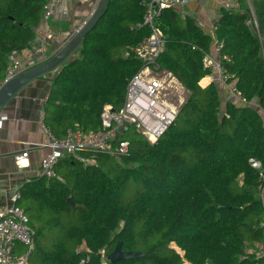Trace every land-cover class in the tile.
I'll list each match as a JSON object with an SVG mask.
<instances>
[{
  "label": "trees",
  "instance_id": "1",
  "mask_svg": "<svg viewBox=\"0 0 264 264\" xmlns=\"http://www.w3.org/2000/svg\"><path fill=\"white\" fill-rule=\"evenodd\" d=\"M46 1L0 0V82L11 52L29 49ZM148 1L110 0L61 65L43 105V124L55 137L96 130L105 105L122 106L141 67L135 47L149 34L138 27ZM236 1L238 10L220 8L214 36L227 58L223 75L248 104L223 99L215 81L199 85L211 74L202 61L215 43L191 18L162 11L157 63L189 96L156 142L136 133L127 138L128 156L96 155L94 165L62 158L55 178L37 177L21 190L34 251L39 231L31 222L50 226L45 211L70 219L69 251L61 245L56 257L45 255L47 264H79L86 256L84 264H110L106 256L118 242L144 256L115 264H264L254 253L264 243V0ZM253 17L256 26L247 24Z\"/></svg>",
  "mask_w": 264,
  "mask_h": 264
},
{
  "label": "built area",
  "instance_id": "2",
  "mask_svg": "<svg viewBox=\"0 0 264 264\" xmlns=\"http://www.w3.org/2000/svg\"><path fill=\"white\" fill-rule=\"evenodd\" d=\"M60 1L47 0L44 4L43 16L40 24L34 30V39L29 45L27 54L41 58L56 44V32L50 22ZM186 1L149 0L145 4L143 21L138 27H147L149 34L142 44L135 47L136 57L141 61V67L127 82L122 106L117 110H114L110 105H105L102 108L98 129L67 130L64 136L55 137L44 126L43 113L41 114V128L46 134L50 152L40 162L38 178H55L57 176L55 167L58 161L65 157L74 159L83 165H94L96 155L128 156V141L123 135L129 127H134L138 134L152 144L174 123L178 110L176 111L165 99L168 97V90L172 85L178 83L181 87L183 86L172 73L161 68L157 63V58L164 49V38L155 21L162 11L167 9L179 11ZM98 2L99 0H95L88 18L94 13ZM215 2L220 8L226 10L239 9L236 0H215ZM87 20L74 28L70 37L76 34ZM247 24L256 26L255 18L253 17ZM214 31L215 26H213ZM214 43V53H205L202 61L203 66L211 72L210 79L223 85V89L227 88V98L248 104L237 90L235 82L229 81V78L223 75L221 64L227 58H222L220 55L222 43H218L216 39ZM22 54L16 51L11 52L9 66L0 86L30 69V66L22 62ZM4 121H6V116L0 114V129ZM122 128H126L124 133L120 132ZM27 154V152H22L13 156L14 163L18 168L22 167L21 159L26 158ZM250 162L253 168L260 167L259 162L253 160ZM18 197H13L11 206L0 207V264H29V258L34 251V230L30 227L28 217L23 210L16 205ZM15 244L22 245L23 251L15 252ZM254 246L256 257H263L264 243L258 242ZM87 260L88 256L79 264H84Z\"/></svg>",
  "mask_w": 264,
  "mask_h": 264
},
{
  "label": "crops",
  "instance_id": "3",
  "mask_svg": "<svg viewBox=\"0 0 264 264\" xmlns=\"http://www.w3.org/2000/svg\"><path fill=\"white\" fill-rule=\"evenodd\" d=\"M94 2L95 0H61L50 22L56 32V44L41 58L23 53L22 62L32 69L52 57L64 46L73 29L88 19ZM219 12L220 7L215 0H187L179 11L183 17L191 18L205 34L210 35L213 42L215 40L213 26L219 17ZM208 53H214L213 48ZM58 71L59 69L41 76L22 87L0 112L6 116V121L0 129V207L2 208L11 206L13 197L19 196L16 203L24 209L20 205L25 201L24 198L22 199L21 190L28 184L35 185L33 181L37 179L40 162L50 152L46 134L41 128L40 116L49 94L51 80ZM205 78L208 82L202 86L200 82ZM203 79L199 82L201 87L209 85L210 81L213 82L209 76ZM220 90L223 99L227 98L224 89ZM22 152L28 154L26 158L21 159L22 167L18 168L13 156ZM14 249L15 252L20 253L24 247L15 244ZM39 264L44 263L39 261Z\"/></svg>",
  "mask_w": 264,
  "mask_h": 264
},
{
  "label": "water",
  "instance_id": "4",
  "mask_svg": "<svg viewBox=\"0 0 264 264\" xmlns=\"http://www.w3.org/2000/svg\"><path fill=\"white\" fill-rule=\"evenodd\" d=\"M109 1L110 0H99L91 17L88 18L86 23L79 29V31L71 36L64 46L54 53L52 57L47 59L42 64L33 67L32 69H28L27 71L19 74L17 77L0 86V112L8 103V101L14 97L22 87L41 76L50 74L55 70L60 69L61 65L68 61L71 54L80 45L86 33L93 28V26L102 16L103 11L108 5ZM125 130L126 128H122L120 132L124 133ZM68 201L72 206L74 205L71 199H68ZM121 246L122 243H116L113 250L107 254L106 261L108 263L115 264L120 261L132 260L144 256V253L142 252L123 251Z\"/></svg>",
  "mask_w": 264,
  "mask_h": 264
},
{
  "label": "rangeland",
  "instance_id": "5",
  "mask_svg": "<svg viewBox=\"0 0 264 264\" xmlns=\"http://www.w3.org/2000/svg\"><path fill=\"white\" fill-rule=\"evenodd\" d=\"M182 11H183V9H182ZM210 83H211V81H210ZM216 83H217V86L219 89L223 88V85H220V83H218L217 81H216ZM224 91L226 92V95H228L227 94L228 93L227 88H225ZM168 92H169V95L165 100L167 101V103L172 105L176 109V111L177 110L179 111L180 107L186 102V100L189 96V92L185 88L181 87L178 83H176L175 85H172L171 89H169ZM219 92L221 93V90H219ZM234 102L240 103V101H236V100ZM240 104H242V103H240ZM136 133L137 132L134 129V127H129V129L127 130V132L123 136L127 140V138L133 137ZM259 191L261 192V196L264 199V185L262 186V188L261 187L259 188ZM20 205L22 207L24 206L23 203H21ZM29 214L34 216L32 211ZM42 215H43V218L45 219V221L50 222L49 223L50 226L46 225L47 227H44V226L41 227L40 221H38V220H34L36 222H33V223L31 222V224L39 232H38V236L36 238L37 248L35 249V251L32 252V254L29 258L30 259L29 264H39V261H42V263L47 264V260L45 258V255L55 256V253H57V254L62 253L61 252L62 248H60V246L63 244H64L63 248H67V249H64L66 252L69 251V248L71 247V243L65 242V239H64L65 238L64 231L66 230L65 227H68L69 225L71 226L70 219L69 218L63 219L62 216L56 217V216H53L46 211H45V213L43 212ZM66 224H67V226H66ZM22 251H23V249L21 250V252Z\"/></svg>",
  "mask_w": 264,
  "mask_h": 264
},
{
  "label": "bare ground",
  "instance_id": "6",
  "mask_svg": "<svg viewBox=\"0 0 264 264\" xmlns=\"http://www.w3.org/2000/svg\"><path fill=\"white\" fill-rule=\"evenodd\" d=\"M207 82H208V80L205 78V79L201 80V85H206Z\"/></svg>",
  "mask_w": 264,
  "mask_h": 264
}]
</instances>
